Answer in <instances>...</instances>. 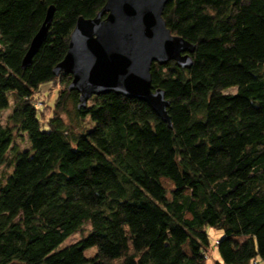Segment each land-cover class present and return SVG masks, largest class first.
Returning a JSON list of instances; mask_svg holds the SVG:
<instances>
[{"label": "trees", "instance_id": "1", "mask_svg": "<svg viewBox=\"0 0 264 264\" xmlns=\"http://www.w3.org/2000/svg\"><path fill=\"white\" fill-rule=\"evenodd\" d=\"M106 2L0 0V172L13 169L0 182V264H207L210 229L224 233L214 264H264V0L165 7L172 34L196 46L191 69L151 68L172 128L113 93L79 109L72 77L54 75L78 19ZM48 85L57 96L40 109ZM24 135L31 152L13 148Z\"/></svg>", "mask_w": 264, "mask_h": 264}, {"label": "water", "instance_id": "2", "mask_svg": "<svg viewBox=\"0 0 264 264\" xmlns=\"http://www.w3.org/2000/svg\"><path fill=\"white\" fill-rule=\"evenodd\" d=\"M173 0H107L93 19L79 18L64 60L53 73L72 77L70 90L79 95V109L93 97L116 94L149 105L172 128L170 101L165 91L154 90L151 68L171 62L191 69L196 46L173 35L163 19ZM55 8H49L45 22L31 42L23 60L28 68L46 41Z\"/></svg>", "mask_w": 264, "mask_h": 264}, {"label": "rangeland", "instance_id": "3", "mask_svg": "<svg viewBox=\"0 0 264 264\" xmlns=\"http://www.w3.org/2000/svg\"><path fill=\"white\" fill-rule=\"evenodd\" d=\"M237 89H229L227 91L224 92V94H236ZM52 94L53 93V98H52V102L53 100L56 98L57 96V91L54 89L52 90V87H50L49 85L47 87H44L42 89V95L41 100L38 104V107L40 109L44 108L46 106V103H42V99H44V102L46 101L47 104L51 101H48L47 96L48 94ZM52 102L50 104H52ZM13 103L11 102V108L9 110H6L3 112L2 114V123L5 124L6 123V118L8 117L9 113L11 112ZM65 120L67 121V118H65ZM69 121V120H68ZM16 147L18 148L19 152H31V144L28 141L27 137L24 135L23 137H20L16 140V142L13 145V148ZM13 171V169L11 168H7L4 167L1 172H0V182L3 181L4 176L11 174ZM89 232V227H85L84 230L81 233H77L75 235H73L71 238H69L64 244L63 246H66L68 244H72L76 241H78L82 235H86ZM224 236V233L222 231H215L210 229L209 230V237H210V241H211V245L213 246L212 249L210 250V252L207 254L208 257V261L207 264H214L215 261H220V256L219 253L216 249V243L218 240H220L222 237ZM259 264H262L259 262Z\"/></svg>", "mask_w": 264, "mask_h": 264}, {"label": "built area", "instance_id": "4", "mask_svg": "<svg viewBox=\"0 0 264 264\" xmlns=\"http://www.w3.org/2000/svg\"><path fill=\"white\" fill-rule=\"evenodd\" d=\"M216 244H218V242Z\"/></svg>", "mask_w": 264, "mask_h": 264}]
</instances>
